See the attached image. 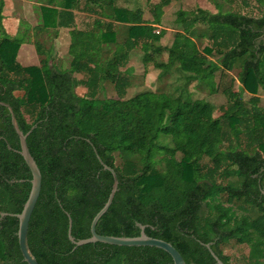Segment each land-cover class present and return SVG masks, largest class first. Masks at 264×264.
Listing matches in <instances>:
<instances>
[{"label":"trees","instance_id":"obj_1","mask_svg":"<svg viewBox=\"0 0 264 264\" xmlns=\"http://www.w3.org/2000/svg\"><path fill=\"white\" fill-rule=\"evenodd\" d=\"M35 1L43 10L35 36L50 37L51 27L53 37L66 33L67 64L37 38L39 65L18 62L28 28L8 34L0 0V101L24 133L36 124L26 142L41 188L27 237L38 263L174 264L154 246L74 247L68 239L67 214L75 239L88 237L107 199L113 177L103 162L118 186L97 233L136 236L141 223L186 264H217L205 243L231 264L229 242L246 245V264H264V0H204L213 11L182 0ZM196 39L207 44L200 49ZM137 55L142 73L170 78L165 89L126 96ZM105 83L114 96H98ZM193 83L207 96L193 97ZM19 149L0 104V264H27L11 215L31 186Z\"/></svg>","mask_w":264,"mask_h":264},{"label":"water","instance_id":"obj_2","mask_svg":"<svg viewBox=\"0 0 264 264\" xmlns=\"http://www.w3.org/2000/svg\"><path fill=\"white\" fill-rule=\"evenodd\" d=\"M0 104L6 106L9 110L12 126L19 139V145H20L19 153L23 157L31 173V179H30L31 186H30L28 196L22 206V209L19 213L11 214V215H14L18 219V228L16 232L17 238H18V245H19V249L22 254L23 260L27 264H39L34 254L30 250V247L28 244V237H27L29 220H30L32 211L34 209V206L37 202V199L40 193V188H41V172H40V169L35 159L31 155L29 148L27 146V142H26V138L28 134L36 126V124H33L31 128L27 132L24 133L18 126L15 114L11 106L8 103L3 102V101H0ZM102 164L105 169L111 172L112 177H113V182H112L111 189L107 196L106 201L104 202L103 206L92 217V220L90 222V236L85 237V238L75 239V237L71 234L72 219L70 215L67 214L68 216L67 236H68V239L74 244V247L83 245L86 243H92V242H102V243L118 245V246H154V247H158L164 250L165 252H167L171 256L174 264H186L182 255L169 241L156 238V237H152L146 234L144 229L147 225L137 223L138 227L140 228V232L136 236L103 235V234H99L96 232L95 230L96 223L99 220V218L109 208L113 200L114 194L117 190V186H118V179H117L115 170L111 168L110 166L104 164L103 162ZM5 214H10V213L1 212V216ZM205 246L210 250V253L215 259L217 264H224L223 261L211 250L210 243H205Z\"/></svg>","mask_w":264,"mask_h":264},{"label":"rangeland","instance_id":"obj_3","mask_svg":"<svg viewBox=\"0 0 264 264\" xmlns=\"http://www.w3.org/2000/svg\"><path fill=\"white\" fill-rule=\"evenodd\" d=\"M3 1V6H5V8H2V15H5V12H8L7 10H9V6L8 4L11 3V0H2ZM17 1L20 0H14V2L16 3ZM28 1V3H25V6L27 7V12H34L33 14V18L34 21H36V19H38L37 22L41 23L42 22V12L43 10L40 9V5H36V4H32L31 1L35 0H26ZM41 3V2H38ZM196 4H201L206 6L209 10L213 11L215 10L213 5L211 3H208L204 0H182V7L183 8H191ZM7 8V10H6ZM37 8L39 10H37ZM16 11H14V14H17V16H22L23 13L22 11H17V13H15ZM254 14H258V11L256 12V10L254 9L253 11ZM169 15V13H168ZM38 18H37V17ZM3 19H6V22H10V18H6V17H2ZM36 18V19H35ZM18 21V24L20 22V20H15V22ZM4 22V23H6ZM22 23V21L20 22V24ZM199 27H202L200 25H198ZM160 29V28H157ZM6 30L8 31L7 33L10 35H15V31L14 29H8L6 28ZM50 30V37H46V36H31L29 43L24 44V47L19 51L18 54V62H20L22 65L24 66H29V65H34V66H38L39 65V54L36 52L35 50V46L33 44V39H38L39 41L41 40L42 43H44V48L48 49L51 48L52 49V53L56 56V58L59 59L60 62H63L64 65L67 64V38L66 37V33L65 36L62 35V33L57 34V36L53 37L54 34V27L49 28ZM47 35V36H49ZM197 45L200 49H202V47L204 45H206V41L204 39H196ZM213 59H216V57H213ZM134 60V61H133ZM131 60V62L129 63V65H132L135 69L136 75L133 79V84L132 86H130L127 89L126 92V96H132L135 93L142 91V90H159V89H165L167 82H169L170 78L167 77L166 79H158L157 78V74H158V69L152 70H146L144 73L143 72V68L142 65L140 64V59L139 56H135V59ZM58 62V61H57ZM172 78V77H171ZM179 83V82H178ZM176 82H174L175 85L178 84ZM189 90L192 92V96L193 97H206L208 94V89L205 87L202 90H197L194 87V83L191 84L189 86ZM76 91L78 93L84 92V88L83 86H78L76 88ZM115 95V90L113 88V86L109 83H105L104 88L101 92L98 93V96L100 97H111ZM258 95L260 97V103L264 105V89L259 88L258 90ZM218 102V100H217ZM25 118L30 121L29 117L25 115ZM165 142L169 141V137H165L163 139ZM180 153L178 152L176 154L177 158H180ZM118 163V161H116ZM203 162L207 163L208 159L205 157L203 159ZM223 250L225 253L229 254L230 256V262L231 264H246V259H245V254L247 252V247L246 245H238V244H233L231 242L223 245Z\"/></svg>","mask_w":264,"mask_h":264},{"label":"crops","instance_id":"obj_4","mask_svg":"<svg viewBox=\"0 0 264 264\" xmlns=\"http://www.w3.org/2000/svg\"><path fill=\"white\" fill-rule=\"evenodd\" d=\"M6 1V0H5ZM25 3H28V1L26 0H20V1H17L16 3L14 2V0H11V3L8 4L9 6V10H6L8 12H5V15H3V17H6V18H10V22H6V19H3L2 18V24H3V28L6 32H8L6 30V28L8 29H14L15 33L18 31V30H24L25 27L28 28V32H29V35L30 37L33 35L35 37V34H34V26L36 24H39L38 19H36V21H34V12H27V7L25 6ZM32 4H36L37 6L40 5L41 3H38L37 1H31ZM3 8H5V6H3ZM22 11L23 15L22 16H17V14H14L13 12L16 11L15 13H17V11ZM37 10H39L37 8ZM37 17V16H36ZM38 18V17H37ZM15 20H20V22L22 21V23L18 24V21L15 22ZM6 22V23H4ZM34 40V39H33ZM29 42H25V43H22L17 51V59H18V54H19V51L24 47V44H27ZM19 60V59H18ZM20 61V60H19Z\"/></svg>","mask_w":264,"mask_h":264}]
</instances>
